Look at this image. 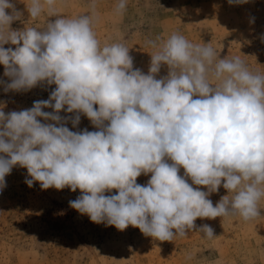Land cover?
I'll return each instance as SVG.
<instances>
[{"label": "clouds", "instance_id": "1", "mask_svg": "<svg viewBox=\"0 0 264 264\" xmlns=\"http://www.w3.org/2000/svg\"><path fill=\"white\" fill-rule=\"evenodd\" d=\"M56 2L26 5L32 19L45 9L56 17L43 30H13L23 13L12 0H0V64L10 78L5 92L56 86L31 108L7 115L0 110V191L19 165L27 169L30 188L40 182L42 190L79 189L69 206L91 222L120 231L131 225L160 241L186 236L197 228V218L258 217L264 197V76L250 72L239 57L214 63L210 46L193 45L179 34L153 43L157 50L144 74L133 68L124 45L101 48L92 17L58 16ZM124 8L120 0L116 10ZM9 43L16 47H3ZM161 65L168 66V75L156 79ZM62 110L84 114L96 130L71 131ZM80 118H71L74 128ZM149 173L147 184L137 183ZM221 185L228 194L214 206L209 197ZM113 189L116 194L105 195ZM197 232L214 237L207 224Z\"/></svg>", "mask_w": 264, "mask_h": 264}, {"label": "rangeland", "instance_id": "2", "mask_svg": "<svg viewBox=\"0 0 264 264\" xmlns=\"http://www.w3.org/2000/svg\"><path fill=\"white\" fill-rule=\"evenodd\" d=\"M119 2L57 0L54 8L56 15L65 18L92 17L101 48L115 43L124 45L133 59V68L144 74H148L151 55L157 50L153 43L158 46L171 35L179 34L193 45L210 46L216 53L214 63L219 58L239 57L250 72L264 76V0L239 4H229L228 0H125V8L118 12ZM12 3L23 13L20 20L11 24L13 30H43L47 22L56 19L46 9L35 19L29 17L26 5L30 0ZM3 47L14 49L16 45ZM168 71L167 65H161L155 78L166 77ZM4 72V65L0 64V110L6 115L31 108L34 101L48 99L56 87L42 83L28 91L5 92L10 78ZM209 80L218 83L211 75ZM77 114L80 123L74 128L71 118ZM59 115L69 118L65 126L71 131L96 130L82 113L62 110ZM178 174L185 175L182 167ZM27 175L26 168L14 166L5 177L7 186L0 191V264H264V197L258 202L260 215L249 221L238 215L197 218V228L211 226L212 238L194 228L184 237L160 241L131 225L120 231L115 226L93 223L69 206V201L81 194L79 189L42 190L40 182L30 188L25 183ZM150 176L151 173L141 174L137 183L147 184ZM185 179L192 184L189 177ZM192 186L207 191L204 186ZM227 194L221 185L209 199L215 206Z\"/></svg>", "mask_w": 264, "mask_h": 264}]
</instances>
